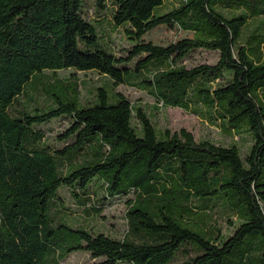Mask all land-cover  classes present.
I'll list each match as a JSON object with an SVG mask.
<instances>
[{"label":"trees","instance_id":"16d2710c","mask_svg":"<svg viewBox=\"0 0 264 264\" xmlns=\"http://www.w3.org/2000/svg\"><path fill=\"white\" fill-rule=\"evenodd\" d=\"M167 1L0 0V264H264V0ZM168 25L193 36L138 43ZM201 50L217 62L186 67ZM69 70L111 87L87 102L45 77ZM118 85L250 146L158 130ZM64 120L50 145L45 126ZM61 191L85 213L126 199L127 233L75 226Z\"/></svg>","mask_w":264,"mask_h":264},{"label":"rangeland","instance_id":"374dc122","mask_svg":"<svg viewBox=\"0 0 264 264\" xmlns=\"http://www.w3.org/2000/svg\"><path fill=\"white\" fill-rule=\"evenodd\" d=\"M107 4L110 5L111 0H107ZM86 14L88 19L96 18L97 15L94 12L92 4L87 6ZM110 36L112 47L116 54H120L121 49L129 47V42L121 31L111 33ZM192 36V34L180 30L176 25H168L158 27L146 33L140 38L138 43L167 47L179 40L192 38ZM217 60V53L201 50L187 58L184 65L188 68L199 64L212 65L215 64ZM45 77L48 79L49 83H54L55 79H59L67 85L69 83L77 84L82 101L87 102L94 99L98 88L104 87L109 90L111 87V82L106 77L94 72L83 73L73 70L59 71L54 75L45 73ZM115 91L122 94L134 106H142L158 130L167 129L171 133H179L181 130H184L190 133L196 142L209 141L213 144L222 146L235 145L239 148L242 155L250 146L247 139L245 140L237 135L230 136L224 133L220 128L212 126L183 110L177 108H156V103L151 97L133 87L118 85ZM43 98V96H39L38 100L41 101ZM66 127L67 122L65 120L55 121L45 126V129H48L46 130V136L49 139L50 145L56 147L61 146V144L54 141V138L57 133H60ZM61 194L66 199V205L70 209L69 217L72 224L75 226H84L115 239H122L127 233L128 225L126 221V211L128 206L125 202L126 199L115 201L110 205H103V207L98 210V213L95 211L85 213L69 199L65 191H61ZM217 225L221 226L223 229H227L228 221L223 217L218 218ZM93 261L94 260L91 259L89 254L76 252L70 254L62 264H91Z\"/></svg>","mask_w":264,"mask_h":264}]
</instances>
